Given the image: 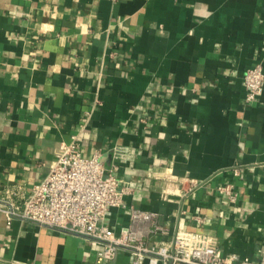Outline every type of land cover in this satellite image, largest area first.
<instances>
[{
	"label": "crops",
	"instance_id": "0c3cea01",
	"mask_svg": "<svg viewBox=\"0 0 264 264\" xmlns=\"http://www.w3.org/2000/svg\"><path fill=\"white\" fill-rule=\"evenodd\" d=\"M255 65L264 71V0H0V193L29 195L76 137L133 188L104 225L120 232L141 209L257 260L264 92L247 103L243 83ZM179 179L200 187L186 196ZM97 249L0 213V264H94Z\"/></svg>",
	"mask_w": 264,
	"mask_h": 264
},
{
	"label": "built area",
	"instance_id": "2783aa9c",
	"mask_svg": "<svg viewBox=\"0 0 264 264\" xmlns=\"http://www.w3.org/2000/svg\"><path fill=\"white\" fill-rule=\"evenodd\" d=\"M243 83L246 102L257 101L264 92L261 66L247 69ZM116 172V166L106 171L98 152L84 157L76 137H72L54 153L46 176L29 195L8 189L0 193V213L8 225L12 221L31 223L91 241L98 246L94 264H113L121 254L128 256V264H264V251L255 261L224 254L210 237L179 227L171 231L158 213L141 209L130 208L129 226L115 232L104 225L106 214L125 208V198L133 192L129 183L115 176ZM172 185L181 186L186 196L200 187L190 179H179ZM230 187H218L217 191L233 202ZM192 220L205 224L202 217Z\"/></svg>",
	"mask_w": 264,
	"mask_h": 264
}]
</instances>
